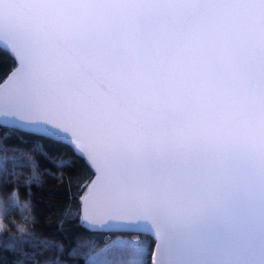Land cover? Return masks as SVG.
<instances>
[{
	"label": "snow or ice",
	"instance_id": "1",
	"mask_svg": "<svg viewBox=\"0 0 264 264\" xmlns=\"http://www.w3.org/2000/svg\"><path fill=\"white\" fill-rule=\"evenodd\" d=\"M0 51L16 65L0 83V190L18 169L29 197L55 176L37 155L73 166L45 142L61 145L88 170L79 226L112 237L68 257L264 264V0H0ZM20 133L39 137L33 155ZM64 250L19 230L0 264H70Z\"/></svg>",
	"mask_w": 264,
	"mask_h": 264
},
{
	"label": "trees",
	"instance_id": "2",
	"mask_svg": "<svg viewBox=\"0 0 264 264\" xmlns=\"http://www.w3.org/2000/svg\"><path fill=\"white\" fill-rule=\"evenodd\" d=\"M15 66L11 56L0 51V83L6 79ZM17 135L24 136L22 133ZM24 139L28 141V144L27 146L22 145L23 150L33 155L31 141L39 139V137L24 136ZM13 142H16L15 136L13 137ZM45 143L50 151L59 150L68 153L67 156L53 157V159L59 160L62 158L67 160L71 158L73 166L60 167L50 163L43 156H35L40 165L37 172L43 173L44 169H47L49 172L54 173L55 176L42 174V184L40 186L35 183L32 184L30 197L27 195L28 188L25 181L32 175V170L30 167L17 170L24 174L19 176L18 179L12 177L13 183L8 188L0 190V223L3 224V228L0 229V240L17 234L19 230H34L42 234L43 237L63 243L64 252L59 253L57 251V254L70 260V264H86L87 248H80L75 257H68L67 255L72 247L77 246L78 239L81 237H95L98 241L97 246L103 247L112 237L106 233L89 232L79 226L81 197L87 191V188L81 189L79 186L85 182L83 177L88 172L83 161L79 158L71 157L70 149L53 144L51 141H46ZM93 176L88 179V183L91 182ZM14 190L18 191L19 194L18 204L16 207L8 208L7 213H5L6 201ZM28 200H31L29 205L30 213L28 209L21 207ZM65 213H67V217H65ZM29 214L35 217L34 225L29 224L25 220V217ZM62 219L64 223L61 226L60 221ZM2 255L5 264H11L13 256L7 252L2 253Z\"/></svg>",
	"mask_w": 264,
	"mask_h": 264
},
{
	"label": "water",
	"instance_id": "3",
	"mask_svg": "<svg viewBox=\"0 0 264 264\" xmlns=\"http://www.w3.org/2000/svg\"><path fill=\"white\" fill-rule=\"evenodd\" d=\"M10 73H11V72H10ZM10 73H9V74H10ZM6 78H7V77H6ZM5 80H6V79H5ZM5 80H4V81H5ZM4 81H3V82H4ZM3 82H2V83H3ZM94 178H95V177L93 176L92 179H94ZM82 215H83V205H82V202H81V217H82Z\"/></svg>",
	"mask_w": 264,
	"mask_h": 264
}]
</instances>
